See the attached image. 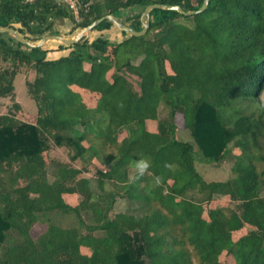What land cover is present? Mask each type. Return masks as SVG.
Masks as SVG:
<instances>
[{"label": "trees", "instance_id": "1", "mask_svg": "<svg viewBox=\"0 0 264 264\" xmlns=\"http://www.w3.org/2000/svg\"><path fill=\"white\" fill-rule=\"evenodd\" d=\"M153 3L203 0H81L75 29ZM76 18L57 0H0V27L31 41ZM55 49L70 51L50 58L0 32V97L15 98L27 66L38 108L0 113V264H264V0L156 7L143 35ZM178 112L193 141L178 137ZM53 145L69 160L46 159ZM236 148L230 177H203L196 154L220 165ZM119 198L140 205L112 215Z\"/></svg>", "mask_w": 264, "mask_h": 264}, {"label": "rangeland", "instance_id": "2", "mask_svg": "<svg viewBox=\"0 0 264 264\" xmlns=\"http://www.w3.org/2000/svg\"><path fill=\"white\" fill-rule=\"evenodd\" d=\"M81 3V0H79ZM96 1V0H91ZM143 6H134L127 9H124L118 19L121 22H131L135 20V18L140 15L142 17L144 13ZM78 17L76 21H71L69 19H61L56 22L57 29L60 31L59 34L65 37H73L77 33H79L82 29L76 28V24L78 22ZM18 26V25H17ZM103 36L105 38L110 39L111 41H119L124 39L128 33H124L116 24L113 23L112 27L109 29H105L102 31L99 30H92L87 32L84 36L87 37L89 40L94 39L97 36ZM40 40V39H39ZM37 40V41H39ZM36 42V41H33ZM58 44H64L60 41L50 40L48 41L44 47L53 45L56 46ZM47 48V47H46ZM70 49L62 50V53L67 54ZM58 51L55 54H60ZM49 55V56H53ZM35 77V71L27 66H23L20 68V71L15 77L14 86H15V98L12 99L11 97H0V113L6 114L10 111L16 114L18 117H21L25 120H33L37 114L38 108L37 104L27 89V81L33 80ZM264 97V96H263ZM262 97V98H263ZM15 101L19 103L20 107L17 108L14 106ZM264 102V98H263ZM161 116L166 115L167 109L164 106L160 107ZM176 122L178 124V137L185 141H193L192 135L188 130L183 129V115L181 112L177 113ZM234 144H231L230 147L233 148ZM240 149L236 148L234 154H231L230 157L223 162L222 164H216L215 162H203L200 161L199 155L196 154V166L200 173L206 180H226L231 175V168L232 165L239 154ZM262 152L264 154V141H263V148ZM46 159L55 158L60 160H69V156L67 150L65 148L59 147L57 145H53L48 152L44 153ZM259 167L264 168V160L259 162ZM262 194L264 195V189ZM139 202H134L128 198H119L115 204L114 210L111 212L114 215L117 212L125 211L127 209L134 208L135 206H139ZM57 222L66 227H73L77 226L79 221L78 218L74 214H57ZM84 250L87 253L91 252V248L84 247Z\"/></svg>", "mask_w": 264, "mask_h": 264}, {"label": "water", "instance_id": "3", "mask_svg": "<svg viewBox=\"0 0 264 264\" xmlns=\"http://www.w3.org/2000/svg\"><path fill=\"white\" fill-rule=\"evenodd\" d=\"M210 0H203L202 5L195 10H184L181 6L179 5H163L160 3H153L149 4L145 7L144 13L141 17V20L143 22V27L141 30H135L129 25L125 24L124 22H121L116 16L112 14H107L101 18L96 19L94 22L83 28L79 33H77L73 37H65L61 34H48L41 38L39 41L33 42L27 38H24L16 29L12 27H0V32H9L12 34L19 42L29 46V47H43L48 41L50 40H56L60 41L64 44H74L81 40V38L89 31H92L93 28L99 24L103 19H109L111 20L114 24H116L122 31L127 32L128 34L131 35H143L147 32L149 28V22H150V10L153 8H166V9H176L179 12L185 14V15H192L195 13H199L204 11Z\"/></svg>", "mask_w": 264, "mask_h": 264}, {"label": "built area", "instance_id": "4", "mask_svg": "<svg viewBox=\"0 0 264 264\" xmlns=\"http://www.w3.org/2000/svg\"><path fill=\"white\" fill-rule=\"evenodd\" d=\"M59 3L66 4L78 17V14L80 12L81 3L79 0H57ZM87 6V4H85Z\"/></svg>", "mask_w": 264, "mask_h": 264}, {"label": "crops", "instance_id": "5", "mask_svg": "<svg viewBox=\"0 0 264 264\" xmlns=\"http://www.w3.org/2000/svg\"><path fill=\"white\" fill-rule=\"evenodd\" d=\"M46 47H47V48H50V51H49L48 54H47V56L50 57V58L58 57V56L64 54V53H62V50H56V49H55V48L57 47V45H56V46L49 45V46H46ZM58 51H61V52H59L60 54H55V55H53L54 53H57ZM50 54L53 55V56H49Z\"/></svg>", "mask_w": 264, "mask_h": 264}, {"label": "clouds", "instance_id": "6", "mask_svg": "<svg viewBox=\"0 0 264 264\" xmlns=\"http://www.w3.org/2000/svg\"><path fill=\"white\" fill-rule=\"evenodd\" d=\"M136 167L140 173H143V171L145 170V168L148 167V165L145 161H140L137 163Z\"/></svg>", "mask_w": 264, "mask_h": 264}]
</instances>
